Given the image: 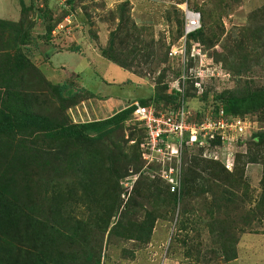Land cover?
<instances>
[{"label":"trees","instance_id":"obj_1","mask_svg":"<svg viewBox=\"0 0 264 264\" xmlns=\"http://www.w3.org/2000/svg\"><path fill=\"white\" fill-rule=\"evenodd\" d=\"M235 1L237 5L241 2V0ZM43 2V0H30V5L27 6L21 1L22 10L18 21L0 19V29L8 28L15 33V47L25 46L27 40L33 39L31 34L25 32L31 27L28 19L39 17L42 20V25L46 30L45 39H48L47 36L62 23L65 17L62 20H56V14L50 12L46 2ZM63 2L65 16L71 18L70 27L73 32L76 30L78 34L81 29L80 25H77L73 13L79 15V12L84 10L85 19L90 25L91 16L86 14L85 0H64ZM41 4H43L42 8ZM129 6L130 2L125 1L118 7L123 15H127V11H130ZM129 16L130 14L125 18L126 25L119 26L113 33L116 38H119L121 47L127 42L126 26L136 32L144 30ZM248 17V25L239 30L240 35L228 36V41L235 46L228 49L229 55L223 58V55L215 51L211 58V62L214 64L218 65L223 62L226 72L237 65L238 57L234 55L237 49L246 51L251 47L252 51L257 53L264 49V6L253 11ZM35 23L37 22L35 21L34 25ZM204 32L203 24L202 30L193 34L191 38L206 43ZM211 46H214L213 42ZM111 52L113 53L114 49H111ZM112 53L103 50V56L107 60L127 70L129 68L128 60L123 57L121 50L116 48L115 53ZM14 57V61L20 69L28 67L37 72L40 71L36 69L30 56L24 54L21 49L15 51ZM241 58L245 59L244 62L247 61V56ZM163 62L160 60L158 64ZM179 67L181 73L182 67ZM0 69H2L1 66ZM0 71L2 72V70ZM181 75L178 76V79ZM44 78L46 79L45 76ZM163 79L162 77L158 79L150 97L139 98V101L135 99L127 104L139 102L140 105L157 108L168 107L171 104L175 107L179 105L183 99L182 93L177 89L170 92V84H164ZM48 82L60 86V84ZM67 83H63L62 87ZM185 85L187 86L184 98L189 101L196 98L199 89L190 76H187ZM84 91L87 92L85 89ZM201 95L205 102L204 112L198 114L193 112V116L190 117L191 121H197L203 113L213 112V109L214 113H217L221 105L224 106L227 116H239L242 119L248 117L252 122H255L252 120V115L261 114L264 116V87L260 88L254 82L247 83L242 93L234 92L228 97L224 96L223 92L210 90L206 84L203 86ZM109 97L115 96L106 98ZM21 100L20 98L19 101ZM134 110L135 107L131 106L107 119L73 124L69 118H67L68 122L64 123L45 116L30 114L24 109L11 114L0 109V264H101V252L93 248L90 243L89 249H76L78 244L88 241L86 233L89 229L85 222L69 215L68 209L75 199L76 189L73 185L66 188L64 179L72 172L78 176L77 182L85 188L86 193L99 190L106 196L105 199L109 198L110 183L114 182L119 199L121 193L126 191L123 182L131 176L128 171L129 167L135 165L133 174L145 170L148 176L141 174L135 182L131 195L122 208L121 217L135 216L141 209L143 219L141 222L132 221L129 223L133 231H128V236L141 243L150 242L155 223L158 218H162L154 204L162 200L163 203L169 204L168 207L172 205V208L175 209L181 199H178L177 194L171 193V185L168 182H165L160 175L153 174L154 171L161 169V163L154 167L153 171V168H149L143 159L142 144L145 143L146 135L144 127L134 121ZM257 122L255 123L257 124ZM125 127L130 128L131 139H138L132 146L134 151L129 154L120 152L119 146L113 142V137ZM255 129L256 125H253L248 133L251 134V148L247 163L263 166V174L258 186L260 192L256 200L252 198L254 192L249 194L250 188L244 182L245 168L239 170L236 166L237 155L232 172L226 168L223 162L208 158L209 154L221 145L219 137L210 141L206 147H198L197 144L185 145L179 164L182 178L181 198L185 206L183 216L187 212H195V207L191 205L194 202L193 199L206 198V194L212 195L211 206L206 210V213L210 214L213 209H216L218 216H204V218H210L207 223L212 228V232L218 230V237L215 239L219 245H222V248L227 246L231 248L229 251L231 254L225 251L221 253L222 255L217 261L223 260L227 263L238 258L236 245L239 235L235 233L238 220L242 223L248 220L246 226L251 227L254 220L259 225H264V127H261L259 131ZM20 135L32 138L22 139ZM42 137L51 140L44 144L47 140L42 141ZM70 141H76L77 145L71 144ZM43 144L46 147H43ZM61 145L63 146L61 147ZM195 149L203 153V157L208 160H201L197 155L191 156L189 166L185 170L183 157L186 152ZM166 164L167 167H169L168 165L172 168L178 167L176 160ZM106 174L108 185L103 184ZM241 191H243L242 194H240ZM249 196H251V204L247 208L248 213L239 218L232 217V209L236 211L241 205H246L245 198L249 199ZM120 207L121 203L118 202V208ZM170 213H173V209ZM184 220L185 218L180 219V216L177 220V225L179 224L182 229L185 228ZM242 223H240L241 226H243ZM216 224L217 227L213 228ZM243 230L240 229L239 233L247 232Z\"/></svg>","mask_w":264,"mask_h":264},{"label":"rangeland","instance_id":"obj_2","mask_svg":"<svg viewBox=\"0 0 264 264\" xmlns=\"http://www.w3.org/2000/svg\"><path fill=\"white\" fill-rule=\"evenodd\" d=\"M43 1L46 2L50 12L56 14V20L66 18L63 8L64 0ZM125 1L85 0V11L86 14L91 16V21L90 25L87 22L84 28L82 24L84 18L82 17V19L78 14L73 13L77 25L82 28L78 34L76 30L74 32L72 30L71 33L75 36L78 35L79 38L89 37L94 45L93 52L95 56H92V62L89 65L78 53L62 54L59 59L53 60V63L55 67L59 68L56 69L58 79L55 78V80H59L57 83L62 84L69 79L60 64H58V62H64L66 63L65 70H70L67 67L68 65L75 67L76 71L80 73V84L74 75L63 87L62 85L55 86L49 83L43 76L46 75L45 70H40L36 64L37 61H41L39 55L32 56V53L37 51L34 46L38 44L37 39L27 40V47H24V45L15 47V33L8 28L0 29L1 111L11 114L24 109L30 114H37L57 122L67 123V107L75 103H81L84 99L115 96L128 103L135 99L139 101V98H148L153 94L156 82L160 77L164 78V84H169L177 80L181 74L179 63L167 59V54L172 46L179 44L182 35L184 17L180 6L184 2L188 1L191 9L199 10L202 13L206 43H202L196 38L193 40L200 42L205 47L207 58L210 60L213 58L215 51L223 55V58L228 56V49L235 47L232 42L228 41V36L240 35L239 30L248 25V15L250 16L253 11L264 6V0H241L238 5L235 0H128L130 11H127V15L130 14L129 17L144 30L136 32L126 26L128 32L127 42L121 47L119 38H116L113 33L117 31L119 26L126 25L125 18L127 15H123L118 7L119 4ZM21 10V0H0L1 19L18 21ZM83 12L81 13L84 16L85 12ZM239 16H245L244 24H242V19L239 20ZM65 18L62 23H64ZM33 19L34 17L27 20L31 24V27L25 31L28 34L33 31ZM38 20H40L39 17ZM238 21L240 24L236 23ZM41 28L45 30L43 25ZM248 37L250 36L248 35ZM212 42L214 43L213 47L211 46ZM76 44V42H73L65 49L77 50ZM116 48L121 50L123 57L128 60L129 68L127 70L103 56V50L111 54V49H114L113 53H115ZM17 49H21L24 54L30 56L36 69L40 71L37 72L28 67L23 68V70L20 69L14 61ZM234 55L238 57L237 65L228 70L226 79L211 83L210 81L207 82L210 83L208 85L210 90L223 92L224 96L228 97L234 92L242 93L247 83L254 82L256 86L264 87V49H261L258 53L252 51L251 47L246 51L237 49ZM244 56H247L245 62V59L241 58ZM160 60L164 62L158 64ZM220 64L225 67L223 62ZM82 86L87 92L84 91ZM20 98L21 101H19ZM191 101H193L192 107L198 105L195 99ZM102 104L103 102H99L96 108L98 115L83 114L82 108H80L81 115L78 114L76 109L73 113L77 116H84L80 120L105 119L112 112L109 109L101 108L100 105ZM201 108L200 106V108L193 109L197 111ZM252 120L259 121L256 124V131L264 127V116L261 114L252 115ZM130 133V128L125 127L113 137V142L119 146L118 150L123 154L132 153L134 151L132 146L138 141L136 138L131 139ZM247 136L242 138L243 141L239 143L236 166L239 170L245 168L244 182L250 188L249 194L254 192L252 198L256 200L260 192L258 186L263 174V166L247 163L250 155L249 149L251 148V134ZM20 138L29 139L32 137L20 135ZM45 140L47 142L44 144L50 142L51 139L42 137V141ZM70 143L77 145L76 141H70ZM43 147H46V145ZM222 153L223 151H220L218 156ZM195 155L199 156L201 160H208L197 149L186 152L183 157L185 170L189 166V158ZM157 166V163L148 165L149 168H153V171L155 170L154 167ZM128 171H130L131 176L123 182L126 191L121 193L119 199L116 188H114V182L110 183V195L109 198L105 199L106 196L99 190L98 192L86 193L85 188L77 182L78 176L74 172L64 179L66 188L73 185L76 189L75 199L68 209L69 215L85 222L89 229L86 233L89 242L78 244L76 249H89L91 246L98 249L102 255L101 264H264V225H259L256 220L253 221L252 227L246 226L248 220L243 223L238 220L237 224L235 223V233L239 235L238 244L236 245L238 258L227 263L223 260L217 261L222 255L221 253L229 252L231 248L229 246L222 248V245H219L215 239L218 237V230L212 232V228L207 223L210 218H204V216H218L216 209H213L210 214L206 213V210L211 206V194H206V198L193 199L194 202L191 205L195 207V212H187L185 216H183L185 206L181 198L182 193L178 196V199L181 200L178 201L175 209L172 208V205L168 207L169 204L159 200L154 206H156V211L158 210L162 218H158L155 223L150 242L146 244L132 240L128 236V231H133L129 223L132 221L141 222L143 213L140 209V212L136 213L135 216H124L122 218V208H124L140 175H148H146L145 170L133 174L135 165H131ZM153 174L158 175L157 171H154ZM149 178L152 177L149 176ZM108 183L106 174L103 184L108 185ZM242 193L243 191L240 192V194ZM248 198H245L246 205H241L239 210L233 211L231 206L232 217L239 218L241 215L248 213L247 208L250 207L251 196ZM118 202L121 203L120 208H118ZM172 209L173 213H170ZM179 216L180 219L185 218L183 223L185 230L179 224L177 225ZM216 227L217 224L213 228ZM240 229L247 232L244 234L239 233ZM132 254H134V257H132Z\"/></svg>","mask_w":264,"mask_h":264},{"label":"built area","instance_id":"obj_3","mask_svg":"<svg viewBox=\"0 0 264 264\" xmlns=\"http://www.w3.org/2000/svg\"><path fill=\"white\" fill-rule=\"evenodd\" d=\"M185 15L184 35L180 39L179 46L171 49L169 56L179 59L182 67L181 84L173 86L182 93V101L178 109L144 107L136 102L133 116L134 121L144 127L145 143L142 144L143 159L147 166L151 163H161V169L157 174L171 185L170 191L180 196L181 194V166L184 147L197 144L198 147H206L210 141L221 139V145L209 154V158L223 162L226 168L233 170L235 154L238 141L246 136L252 129L255 122L248 117L227 116L223 107L217 113H203L197 121H191L193 112L189 102L184 98L185 81L190 76L199 89L198 95L203 93V86L215 77H227L222 66H210L206 64L207 55L203 46L192 43L190 47L189 36L202 28V16L199 11L191 10L187 4L183 6ZM197 58L199 61L197 62ZM195 63L193 66L192 64ZM191 64V65H190ZM196 114V113H195ZM220 151L223 153L219 155ZM224 158V159H223ZM176 160L177 168L167 167L166 163Z\"/></svg>","mask_w":264,"mask_h":264},{"label":"crops","instance_id":"obj_4","mask_svg":"<svg viewBox=\"0 0 264 264\" xmlns=\"http://www.w3.org/2000/svg\"><path fill=\"white\" fill-rule=\"evenodd\" d=\"M21 1L24 2V4L27 5V6L30 5L29 4V0H21ZM79 16L81 18L82 17L84 18V19L82 18L83 19L82 20L83 21L82 24H83V28H84V26L87 23V20L85 19V17L81 13V11L79 12ZM239 17H238L239 20L242 19V21H243L242 24H244L245 16H242V17L239 16ZM4 20H7V19H4ZM33 21L34 22L36 21L37 23H35V25L33 26V31H32L31 34L33 36V39H37L38 44L34 45L35 49H37V51H35V53H32V56L39 55V59H41V61H37L36 64L39 67L37 65L36 66L40 70L41 69L45 70L46 75H44V76L46 77V79L48 81H50V82H52L54 84L59 82V80H55V78L58 79V74H57L56 69H59V68L54 66L53 60L59 59L60 55H62V54H65V53H78V54H80L82 56V59L87 61L88 65H89V63L91 64L92 58H93L92 56H95V54L93 52L94 45L91 43V39L89 37L85 36L83 38H79L78 35H76L77 36L76 37L75 34L70 33L69 36H63V37H59V38H53L52 34H49L47 36L48 39H44L45 38L44 36L46 35V30H43L41 28L42 20L41 19L38 20V18L35 17L33 19ZM236 23L240 24L239 21L236 22ZM80 35L82 36V34H80ZM73 42L77 43L76 44L77 45V50L71 51V50L65 49L66 46H68L69 44H71ZM58 64H60V67L63 69V72L68 75L69 79L74 74V76L77 77L76 80L80 84V81H79L80 73L76 71L75 67L67 65V67H69V69H70L68 71V70H65L66 63L58 62ZM42 65H45V66H42ZM57 84H59V83H57ZM99 102H103V104L100 105L101 108L109 109L112 112L109 116H107L105 118H109V117L113 116L115 113L125 109L128 106V104L126 102H124L122 98H118V97H109V98L100 97V98H97V99H89V100L83 101L80 104L70 105L68 107V109H67V115L69 116L71 121H73L74 123H84V122L93 121V120H90V119H88L89 121L80 120V119L84 118V116H77V115H75V113H73V111H75V109H76L78 114L81 115L80 108H82L83 114L87 115L89 113V116L90 115H98L96 108H97ZM79 106H81V107H79ZM77 112H76V114H77Z\"/></svg>","mask_w":264,"mask_h":264},{"label":"clouds","instance_id":"obj_5","mask_svg":"<svg viewBox=\"0 0 264 264\" xmlns=\"http://www.w3.org/2000/svg\"><path fill=\"white\" fill-rule=\"evenodd\" d=\"M126 1H128V0H126ZM185 4H187V6H188V8L189 9H191L190 7H189V5H188V1H186V2H184V4L182 5V6H180L181 7V9H182V11H183V6L185 5ZM43 7V4H41V8ZM191 10H196V9H191ZM196 11H199V10H196ZM200 12V11H199ZM201 13V12H200ZM201 16H202V13H201ZM183 17H184V21H183V32H182V35H181V38H182V36L184 35V24H185V15H184V11H183ZM70 24H71V18L70 17H66L65 18V20H64V23H61V24H59L55 29H54V31L51 33L52 34V37L53 38H59V37H63V36H69V34L71 33V27H70ZM202 28H203V18H202ZM202 28H201V30H202ZM200 31V30H199ZM199 31H197V32H199ZM197 32H195V33H197ZM195 33H193V34H195ZM60 35V36H57V35ZM193 34H191L190 36H189V38H188V40H189V43H198V44H200L201 46H203L200 42H195L192 38H191V36L193 35ZM32 35V34H31ZM32 38H33V36H32ZM180 38V39H181ZM179 43H180V40H179ZM192 43L190 44V47L192 46ZM175 46H179V44L178 45H175ZM175 46H172L171 48H170V50H169V52H168V57H169V59L170 60H173V61H176V62H178L179 63V66H181V62H180V60L179 59H176V58H171L170 56H169V53H170V51H171V49L173 48V47H175ZM24 47H27V45H25ZM203 48H204V52L206 53V50H205V47L203 46ZM209 53V52H208ZM206 55H207V53H206ZM208 57V56H207ZM206 64H209L210 66H214V65H217V64H214V63H212L211 62V60L210 59H208V58H206ZM33 62V61H32ZM218 65H220V66H222L221 64H218ZM222 68H223V66H222ZM223 70L225 71V69L223 68ZM226 72V71H225ZM227 73V72H226ZM181 74H182V70H181ZM74 75V74H73ZM72 75V76H73ZM227 75H228V73H227ZM76 77V76H75ZM226 79V77H223V76H219V77H215L213 80H211L210 81V83L211 82H213V81H219V80H222V79ZM180 79L182 80V75H181V77H180ZM180 79H178V80H175V81H173V82H171V83H169L170 84V92L172 91V90H174V89H176L175 87H173V86H177V84H181V80ZM210 83H207V85H209ZM60 85H63V84H60ZM85 89V88H84ZM86 90V89H85ZM196 98H193V99H195L196 100V102H197V106H195V107H192V102L193 101H189L188 100V102H189V107L191 108V110H192V112H194V113H196V114H198L199 112H204V110H203V106H204V104H205V102L202 100V95H198V94H196ZM86 100H89V99H86ZM85 99L83 100V101H86ZM83 101H81V103L83 102ZM136 102H134L133 104H131V105H128L127 107H131V106H133L134 104H135ZM139 103V102H138ZM76 104H80V103H75V104H72V105H76ZM180 105V104H179ZM179 105H177L176 107L175 106H173L172 104L171 105H169L168 107H160V108H157V107H155V106H144V107H154V108H156V109H158V110H160V109H162V108H171V109H178V107H179ZM143 106V105H142ZM200 106L202 107L200 110H197V111H195L193 108H200ZM69 107V106H68ZM68 107H67V109H68ZM126 107V108H127ZM134 107V106H133ZM221 107H223L224 108V106H219V110H220V108ZM67 109H66V113H67ZM225 110V109H224ZM212 112V111H211ZM213 112H214V109H213ZM226 113V112H225ZM68 116V115H67ZM230 116V115H229ZM68 118H69V116H68ZM110 118V117H109ZM105 119H107V118H105ZM69 120L71 121V119L69 118ZM101 120H103V119H101ZM93 121H98V120H93ZM93 121H89V122H93ZM73 124H81V123H74L73 121H71ZM84 123H86V122H84ZM247 135H249V134H247ZM247 135L246 136H243V137H241L240 139H239V141H238V146H239V143L240 142H242L243 141V139L242 138H244V137H247ZM246 139V138H245ZM238 146H237V152H236V154H235V157H236V155H237V153H238ZM209 158V157H208ZM212 159V158H211ZM214 160V159H213ZM233 169H234V167H233ZM230 171V170H229ZM233 171V170H232ZM232 171H230V172H232Z\"/></svg>","mask_w":264,"mask_h":264}]
</instances>
